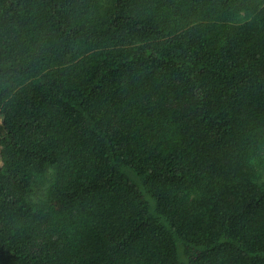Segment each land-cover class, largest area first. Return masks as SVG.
<instances>
[{"label":"trees","instance_id":"1","mask_svg":"<svg viewBox=\"0 0 264 264\" xmlns=\"http://www.w3.org/2000/svg\"><path fill=\"white\" fill-rule=\"evenodd\" d=\"M263 7L0 0V264H264Z\"/></svg>","mask_w":264,"mask_h":264},{"label":"rangeland","instance_id":"2","mask_svg":"<svg viewBox=\"0 0 264 264\" xmlns=\"http://www.w3.org/2000/svg\"><path fill=\"white\" fill-rule=\"evenodd\" d=\"M227 23L212 22L208 26L206 25L203 28V31H205L204 33H209H206L204 35L215 39H226L229 41H236L238 39L254 38L256 36H259L262 33V28L264 27V7L258 14L243 23ZM201 30L202 29H200V31ZM192 31V28L189 26L188 28L180 31L179 37L186 38L188 35L192 34ZM36 196H39V193H36Z\"/></svg>","mask_w":264,"mask_h":264}]
</instances>
